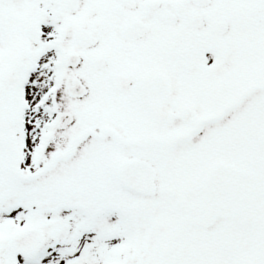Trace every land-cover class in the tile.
Returning a JSON list of instances; mask_svg holds the SVG:
<instances>
[{
    "label": "snow or ice",
    "instance_id": "6c2138e0",
    "mask_svg": "<svg viewBox=\"0 0 264 264\" xmlns=\"http://www.w3.org/2000/svg\"><path fill=\"white\" fill-rule=\"evenodd\" d=\"M0 264H264V0H0Z\"/></svg>",
    "mask_w": 264,
    "mask_h": 264
}]
</instances>
